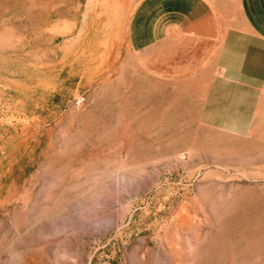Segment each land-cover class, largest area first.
I'll use <instances>...</instances> for the list:
<instances>
[{
    "label": "rangeland",
    "instance_id": "rangeland-1",
    "mask_svg": "<svg viewBox=\"0 0 264 264\" xmlns=\"http://www.w3.org/2000/svg\"><path fill=\"white\" fill-rule=\"evenodd\" d=\"M181 26L193 0H0V264H264V62L206 88Z\"/></svg>",
    "mask_w": 264,
    "mask_h": 264
},
{
    "label": "crops",
    "instance_id": "crops-1",
    "mask_svg": "<svg viewBox=\"0 0 264 264\" xmlns=\"http://www.w3.org/2000/svg\"><path fill=\"white\" fill-rule=\"evenodd\" d=\"M263 2L193 0V30L186 31L181 26L177 33L190 34L193 38V64L207 67L202 73V79L209 83L206 88L211 89L214 82L246 79L232 74L230 64L264 62V13L259 7ZM233 7L241 9L230 14L228 10ZM199 58L202 59L198 61Z\"/></svg>",
    "mask_w": 264,
    "mask_h": 264
}]
</instances>
